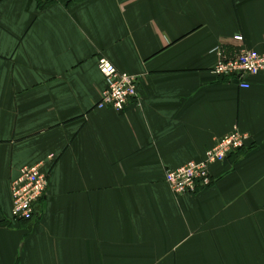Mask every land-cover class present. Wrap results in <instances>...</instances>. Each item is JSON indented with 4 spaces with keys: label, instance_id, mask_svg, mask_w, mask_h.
<instances>
[{
    "label": "crops",
    "instance_id": "crops-1",
    "mask_svg": "<svg viewBox=\"0 0 264 264\" xmlns=\"http://www.w3.org/2000/svg\"><path fill=\"white\" fill-rule=\"evenodd\" d=\"M243 47L264 53V0H0V264H264V75L213 71ZM102 57L139 78L122 112L96 107ZM235 128L247 145L177 195L166 171ZM39 163L47 195L14 220Z\"/></svg>",
    "mask_w": 264,
    "mask_h": 264
},
{
    "label": "built area",
    "instance_id": "built-area-1",
    "mask_svg": "<svg viewBox=\"0 0 264 264\" xmlns=\"http://www.w3.org/2000/svg\"><path fill=\"white\" fill-rule=\"evenodd\" d=\"M239 42H244V36H235ZM219 59L213 71L222 78L236 79L243 88L250 87L245 81L248 76L264 75V53H258L243 47L236 58L227 59L217 48ZM98 68L103 75L106 87L96 107H110L117 112L125 110L126 106L139 96L138 76L123 72L108 58L99 59ZM250 136L235 128L231 133L218 138L214 146L206 151L201 160H191L186 164L166 171V181L179 196L194 195L213 184L211 166L224 162L237 150L244 148ZM44 163L25 166L20 175L12 181V218L17 221L31 219L36 214L37 205L46 197L49 189V175L43 170Z\"/></svg>",
    "mask_w": 264,
    "mask_h": 264
},
{
    "label": "water",
    "instance_id": "water-1",
    "mask_svg": "<svg viewBox=\"0 0 264 264\" xmlns=\"http://www.w3.org/2000/svg\"><path fill=\"white\" fill-rule=\"evenodd\" d=\"M236 82H239V80H236Z\"/></svg>",
    "mask_w": 264,
    "mask_h": 264
}]
</instances>
